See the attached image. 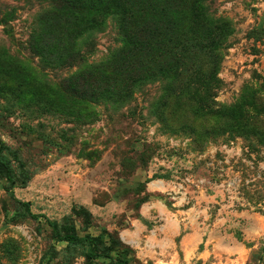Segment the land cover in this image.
Returning a JSON list of instances; mask_svg holds the SVG:
<instances>
[{
  "label": "rangeland",
  "instance_id": "1",
  "mask_svg": "<svg viewBox=\"0 0 264 264\" xmlns=\"http://www.w3.org/2000/svg\"><path fill=\"white\" fill-rule=\"evenodd\" d=\"M117 1L0 0V264H264V0Z\"/></svg>",
  "mask_w": 264,
  "mask_h": 264
},
{
  "label": "trees",
  "instance_id": "2",
  "mask_svg": "<svg viewBox=\"0 0 264 264\" xmlns=\"http://www.w3.org/2000/svg\"><path fill=\"white\" fill-rule=\"evenodd\" d=\"M87 0H56L59 3V11H62L65 7H71L73 3L79 5V7L74 8L79 10V15L77 19L80 21L82 30L86 33L98 28L103 27L107 17L114 14L121 13V3L117 0H97L96 6L87 7ZM81 6V7H80ZM82 6H86L83 7ZM69 240H75V235L68 236Z\"/></svg>",
  "mask_w": 264,
  "mask_h": 264
}]
</instances>
